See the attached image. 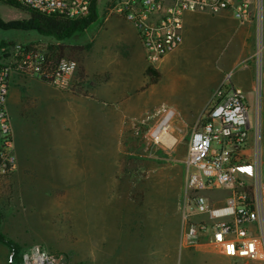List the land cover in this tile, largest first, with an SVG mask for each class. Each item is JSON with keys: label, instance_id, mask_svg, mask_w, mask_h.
I'll return each mask as SVG.
<instances>
[{"label": "rangeland", "instance_id": "obj_1", "mask_svg": "<svg viewBox=\"0 0 264 264\" xmlns=\"http://www.w3.org/2000/svg\"><path fill=\"white\" fill-rule=\"evenodd\" d=\"M112 2L97 0L93 24L61 43L85 48L72 57L67 53L66 59L78 66L85 54L91 56V35ZM27 18L26 11L0 2L3 23ZM107 26L111 37L112 21ZM15 43L47 48L60 44L34 31L0 29L1 45ZM224 82L222 91L230 87ZM83 91L90 96L91 88ZM254 96L246 99L251 125ZM154 101L142 115L126 117L105 105L95 110L85 103L82 119L76 126L70 122L67 156L60 167L54 157L50 165L43 157L37 166H17L15 173L0 177V264H21L13 250L23 254L33 246L53 255L58 264H229L208 247H180L184 217L196 220L184 199V160L199 103L183 108L169 95ZM169 111L174 114L168 133L175 142L164 146L151 133ZM261 112L264 118V106ZM262 129L264 144V124ZM222 194L215 195L221 200Z\"/></svg>", "mask_w": 264, "mask_h": 264}, {"label": "built area", "instance_id": "obj_2", "mask_svg": "<svg viewBox=\"0 0 264 264\" xmlns=\"http://www.w3.org/2000/svg\"><path fill=\"white\" fill-rule=\"evenodd\" d=\"M45 16L77 20L89 15L93 0H12ZM130 22L147 65L156 69L183 42V15L227 12L239 24H255V114L244 95L219 89L191 131L184 160V199L196 220L184 217L181 249H212L234 264L264 262V20L262 0H113L107 9ZM77 63L51 62L47 46L0 44V177L16 169L13 133L6 110L13 73L37 78L61 92H77ZM230 80V74L226 81ZM155 142L168 146L164 137ZM161 136V135H160ZM217 192H223L221 200ZM21 264H58L39 246L20 256ZM12 256L10 257V262Z\"/></svg>", "mask_w": 264, "mask_h": 264}, {"label": "crops", "instance_id": "obj_3", "mask_svg": "<svg viewBox=\"0 0 264 264\" xmlns=\"http://www.w3.org/2000/svg\"><path fill=\"white\" fill-rule=\"evenodd\" d=\"M101 20L92 29L91 56L85 54L83 61H79L88 79L98 78L90 96L58 91L37 78L11 75L6 110L16 158L13 173L17 166H37L38 160L44 161L43 157L48 158L49 165L51 157L61 165L62 157L67 156L70 122L76 126L78 119H82L85 103L95 110L100 104L105 105L117 116L126 117L142 115L155 99L169 95L177 98L183 108L199 103L194 114L197 121L213 95L224 88L229 74L230 87L226 92L239 90L246 99L255 94V67L251 60L255 48L254 22L239 25L227 12H186L182 45L154 69L159 77L151 84L146 75L149 66L133 25L108 12ZM111 21L115 31L109 37L106 31Z\"/></svg>", "mask_w": 264, "mask_h": 264}, {"label": "trees", "instance_id": "obj_4", "mask_svg": "<svg viewBox=\"0 0 264 264\" xmlns=\"http://www.w3.org/2000/svg\"><path fill=\"white\" fill-rule=\"evenodd\" d=\"M1 3L7 5L11 8L17 10H23L28 13V18L26 20L14 21L10 23H3L0 20V29L1 30H18V31H34L38 35L51 38L56 42L60 43L58 45H49V58L54 64L57 63L60 59L66 58L67 53L69 57L74 56V54H80L84 51V47H69L67 45L61 44L63 41L67 40L75 34L85 32V30L91 25L96 19V2L97 0L92 1L90 13L87 17L77 20H68L58 16H45L33 11L27 10L12 0H0ZM146 75L149 78V83L154 84L158 79L157 72L148 67ZM76 85L78 86V91L74 92L75 95L86 96L83 89L91 88L98 82V78L95 77L94 82L88 81L87 76L84 73L83 67L79 64L76 71ZM20 255L16 249L13 250V257L16 261L20 260Z\"/></svg>", "mask_w": 264, "mask_h": 264}, {"label": "bare ground", "instance_id": "obj_5", "mask_svg": "<svg viewBox=\"0 0 264 264\" xmlns=\"http://www.w3.org/2000/svg\"><path fill=\"white\" fill-rule=\"evenodd\" d=\"M174 113L172 111L167 112L164 115L163 120L160 122V124L153 130V135H158L160 138L164 137L168 143L169 146H171L175 142L174 137H170L168 130L170 128V122L172 121V115ZM161 135V136H160Z\"/></svg>", "mask_w": 264, "mask_h": 264}]
</instances>
